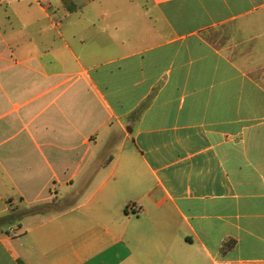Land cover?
I'll use <instances>...</instances> for the list:
<instances>
[{
	"label": "crops",
	"instance_id": "1",
	"mask_svg": "<svg viewBox=\"0 0 264 264\" xmlns=\"http://www.w3.org/2000/svg\"><path fill=\"white\" fill-rule=\"evenodd\" d=\"M0 264H264V0H0Z\"/></svg>",
	"mask_w": 264,
	"mask_h": 264
},
{
	"label": "rangeland",
	"instance_id": "2",
	"mask_svg": "<svg viewBox=\"0 0 264 264\" xmlns=\"http://www.w3.org/2000/svg\"><path fill=\"white\" fill-rule=\"evenodd\" d=\"M51 210V209H50Z\"/></svg>",
	"mask_w": 264,
	"mask_h": 264
}]
</instances>
